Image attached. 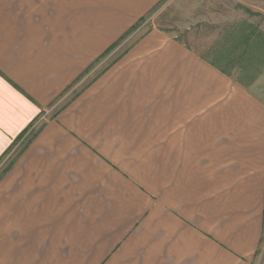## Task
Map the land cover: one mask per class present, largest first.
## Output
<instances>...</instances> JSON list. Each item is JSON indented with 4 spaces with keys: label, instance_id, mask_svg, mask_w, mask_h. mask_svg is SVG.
<instances>
[{
    "label": "crops",
    "instance_id": "1",
    "mask_svg": "<svg viewBox=\"0 0 264 264\" xmlns=\"http://www.w3.org/2000/svg\"><path fill=\"white\" fill-rule=\"evenodd\" d=\"M163 1L0 0V264H251L264 102Z\"/></svg>",
    "mask_w": 264,
    "mask_h": 264
},
{
    "label": "rangeland",
    "instance_id": "2",
    "mask_svg": "<svg viewBox=\"0 0 264 264\" xmlns=\"http://www.w3.org/2000/svg\"><path fill=\"white\" fill-rule=\"evenodd\" d=\"M143 23L144 29L158 28L185 40L224 69L232 64L233 79L244 78L246 88L264 102V0H165ZM251 264H264V235Z\"/></svg>",
    "mask_w": 264,
    "mask_h": 264
},
{
    "label": "trees",
    "instance_id": "3",
    "mask_svg": "<svg viewBox=\"0 0 264 264\" xmlns=\"http://www.w3.org/2000/svg\"><path fill=\"white\" fill-rule=\"evenodd\" d=\"M142 22V21H141ZM245 39V38H244ZM245 43H246V45H248L250 48L252 47V43L253 42H251V38L250 37H247L246 39H245ZM254 46H257L256 44H253ZM248 64V63H247ZM213 65H215V66H217L221 71H223L224 73H226V74H228L229 76H231V72H229V70H231L234 66L232 65V64H229V66H226V68L224 69V68H222V67H220V66H218V65H216V64H214L213 63ZM248 65H250V64H248ZM228 69V70H227ZM239 83L243 86V87H246L247 86V84L248 83H246V80L244 79V78H240L239 80Z\"/></svg>",
    "mask_w": 264,
    "mask_h": 264
}]
</instances>
